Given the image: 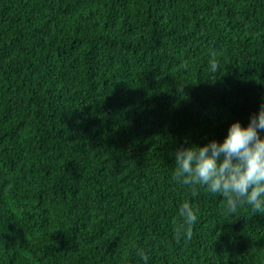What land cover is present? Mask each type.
Masks as SVG:
<instances>
[{
	"label": "trees",
	"instance_id": "obj_1",
	"mask_svg": "<svg viewBox=\"0 0 264 264\" xmlns=\"http://www.w3.org/2000/svg\"><path fill=\"white\" fill-rule=\"evenodd\" d=\"M262 103L264 0H0V264H264V214L173 178Z\"/></svg>",
	"mask_w": 264,
	"mask_h": 264
},
{
	"label": "clouds",
	"instance_id": "obj_2",
	"mask_svg": "<svg viewBox=\"0 0 264 264\" xmlns=\"http://www.w3.org/2000/svg\"><path fill=\"white\" fill-rule=\"evenodd\" d=\"M173 155V178L187 187L193 197L204 189L221 197L232 215L243 206L253 214H264V103L246 125L233 121L222 140L182 147ZM177 214L175 235L190 239L199 210L186 199L179 205ZM136 254L143 264H148L145 249H137Z\"/></svg>",
	"mask_w": 264,
	"mask_h": 264
}]
</instances>
